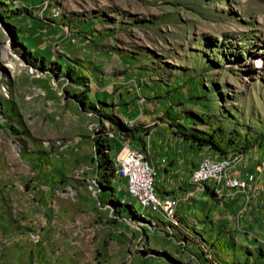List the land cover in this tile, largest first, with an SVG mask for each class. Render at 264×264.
<instances>
[{
	"label": "rangeland",
	"instance_id": "rangeland-1",
	"mask_svg": "<svg viewBox=\"0 0 264 264\" xmlns=\"http://www.w3.org/2000/svg\"><path fill=\"white\" fill-rule=\"evenodd\" d=\"M133 99L250 188L142 208L97 165ZM0 264H264V0H0Z\"/></svg>",
	"mask_w": 264,
	"mask_h": 264
},
{
	"label": "crops",
	"instance_id": "crops-1",
	"mask_svg": "<svg viewBox=\"0 0 264 264\" xmlns=\"http://www.w3.org/2000/svg\"><path fill=\"white\" fill-rule=\"evenodd\" d=\"M64 40L76 43L87 40V38L76 33H71L70 35L65 36ZM136 79H129L130 81L128 84V88L126 89L127 92L130 93V91H134L136 87L141 88L142 85L146 84V81L143 80L144 82L142 83L144 84H139L138 86V78ZM117 97H119V95H117ZM136 100L137 99H133L126 108L129 113H135V116L140 117L135 121L136 127L127 126L122 123H117V126L123 131L132 129L134 134L132 142L134 143V145H136V148H140L144 153L147 154V158L149 159V161L156 167L158 176L155 180V185L157 187L159 196H166V199H172L173 197H176L177 199L180 198L188 200L192 198V196H194L198 191L196 192V188L191 190L190 188L192 187L187 185V183L189 182V177L191 176L193 169L196 168L201 159L206 156L204 155L201 158V156L204 154V151L201 148H195L193 145H187L186 141L180 140L178 137L170 134L168 131H166V128H162L163 123L160 119H158L157 123L152 127L148 129H142L141 127L144 126V124L154 122L152 121V119L158 114L154 113L155 105L153 103V100L150 101V104H148V101V103H144L140 102L139 100V103H141V105H139ZM122 135L123 133L120 132V130H113L112 135L104 137L105 143L109 144L110 146L108 153L113 151L114 156L116 155L120 146V141H125L122 138ZM123 136L126 137L125 135ZM112 140L115 143L113 150L111 149ZM134 145H131L130 147H134ZM113 158L112 161L116 166L117 161ZM245 170L246 172L243 173L241 171H238L237 175L240 178H245L246 173L249 172L251 173V177L255 176L254 173H256V167L246 166ZM157 179L162 182V185L158 186V183L156 182ZM253 181L254 179L251 178V183ZM124 190L125 192H127L125 185ZM208 190L212 194L216 196L218 195V197L220 198H225L224 192L220 195L214 193L211 189ZM129 204L132 205L131 203ZM144 212L145 211H143L142 213Z\"/></svg>",
	"mask_w": 264,
	"mask_h": 264
},
{
	"label": "built area",
	"instance_id": "built-area-1",
	"mask_svg": "<svg viewBox=\"0 0 264 264\" xmlns=\"http://www.w3.org/2000/svg\"><path fill=\"white\" fill-rule=\"evenodd\" d=\"M238 154L234 152L233 155ZM118 164V177L125 180L126 191L134 197L138 204L145 206H163L166 211L172 212V203H165V196H159L155 185L158 176L156 167L149 161L145 153L137 149H128V141H120L119 149L116 153ZM240 165L237 168H224L217 161H204L203 168L195 177H189L190 180L207 179L217 184L219 171L227 172V184L219 185L220 195L223 194V188H237L238 190H247L250 188L251 173L247 172L245 178L237 175Z\"/></svg>",
	"mask_w": 264,
	"mask_h": 264
},
{
	"label": "bare ground",
	"instance_id": "bare-ground-1",
	"mask_svg": "<svg viewBox=\"0 0 264 264\" xmlns=\"http://www.w3.org/2000/svg\"><path fill=\"white\" fill-rule=\"evenodd\" d=\"M9 66H14V65H9ZM130 149H137V148L131 147ZM234 156H239V155H234ZM204 161H217V163L222 165L224 168H233L232 161L228 157L227 158L226 157L218 158V157L205 156L201 159V161L199 162L197 167L193 169L190 177H195V175L199 172V169L203 168ZM234 161L238 162L239 161L238 157H236ZM157 174H158V172H157ZM190 182L195 184L198 188H200L202 186L206 189L207 188L211 189L216 194H220L219 186L217 184H219V185H226L227 184V172L226 171H219L218 176H217V184L215 182L207 180V179H195V180H190ZM207 182H209V183H207ZM172 202H173L172 212L166 211L163 206H155V207L157 208V210L161 211V213H163L167 219L173 220L174 222H176V220H177L176 202L173 199H166V196H165V203H172ZM155 207L145 206L142 208H155ZM143 215H144V213H143Z\"/></svg>",
	"mask_w": 264,
	"mask_h": 264
},
{
	"label": "trees",
	"instance_id": "trees-1",
	"mask_svg": "<svg viewBox=\"0 0 264 264\" xmlns=\"http://www.w3.org/2000/svg\"><path fill=\"white\" fill-rule=\"evenodd\" d=\"M184 139L188 140L191 143V145H193V146H197V147H204L205 146L204 142H198V140L191 139V137L185 136ZM103 148H105V147L101 146V147H99V150L102 152ZM211 156H213V155H211ZM215 157H221V156H215ZM224 157H226V156H224ZM97 165L100 169L103 170V172L105 169L106 170L110 169L109 172H113V169L115 168V165L112 161V158H110L108 156V154L103 155V156H99ZM123 205H124V207H122V210H125L126 208H128L130 206V204L127 202H124Z\"/></svg>",
	"mask_w": 264,
	"mask_h": 264
}]
</instances>
